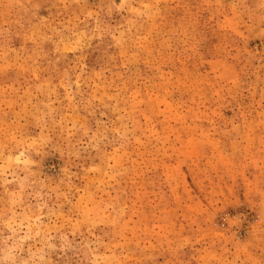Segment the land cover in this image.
I'll return each mask as SVG.
<instances>
[{
	"label": "rangeland",
	"instance_id": "1",
	"mask_svg": "<svg viewBox=\"0 0 264 264\" xmlns=\"http://www.w3.org/2000/svg\"><path fill=\"white\" fill-rule=\"evenodd\" d=\"M0 264H264V0H0Z\"/></svg>",
	"mask_w": 264,
	"mask_h": 264
}]
</instances>
